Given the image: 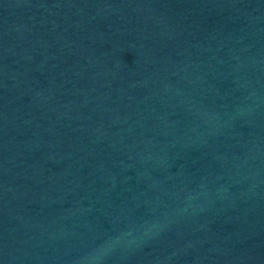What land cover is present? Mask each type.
Segmentation results:
<instances>
[{
  "label": "water",
  "instance_id": "water-1",
  "mask_svg": "<svg viewBox=\"0 0 264 264\" xmlns=\"http://www.w3.org/2000/svg\"><path fill=\"white\" fill-rule=\"evenodd\" d=\"M0 264H264V0H0Z\"/></svg>",
  "mask_w": 264,
  "mask_h": 264
}]
</instances>
